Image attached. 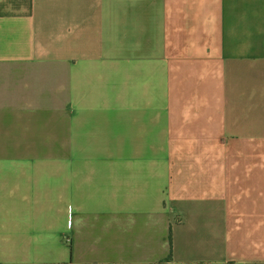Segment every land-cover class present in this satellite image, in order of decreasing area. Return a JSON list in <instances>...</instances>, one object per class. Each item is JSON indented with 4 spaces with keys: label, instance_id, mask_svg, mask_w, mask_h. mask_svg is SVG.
I'll return each instance as SVG.
<instances>
[{
    "label": "crops",
    "instance_id": "obj_1",
    "mask_svg": "<svg viewBox=\"0 0 264 264\" xmlns=\"http://www.w3.org/2000/svg\"><path fill=\"white\" fill-rule=\"evenodd\" d=\"M0 264H264V0H0Z\"/></svg>",
    "mask_w": 264,
    "mask_h": 264
}]
</instances>
